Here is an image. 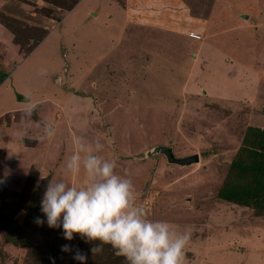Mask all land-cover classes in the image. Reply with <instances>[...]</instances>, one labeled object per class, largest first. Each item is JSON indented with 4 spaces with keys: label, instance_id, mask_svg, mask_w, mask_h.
I'll use <instances>...</instances> for the list:
<instances>
[{
    "label": "rangeland",
    "instance_id": "rangeland-1",
    "mask_svg": "<svg viewBox=\"0 0 264 264\" xmlns=\"http://www.w3.org/2000/svg\"><path fill=\"white\" fill-rule=\"evenodd\" d=\"M238 2L250 20L239 17L247 28L231 37L245 39L180 31V16L198 27L217 0H0V220L18 221L29 241L10 243L0 227V264H79L76 249L86 264H126L110 245L92 254L99 241L64 239L40 208L51 178L86 183L65 165L77 143L96 140L149 219L190 231L184 264H264V210L219 196L239 151L264 129V0ZM146 4L163 6L154 25L164 36L126 30L127 14ZM28 103L35 108L22 124ZM158 145L200 162L143 157ZM66 244L72 252L61 251Z\"/></svg>",
    "mask_w": 264,
    "mask_h": 264
},
{
    "label": "clouds",
    "instance_id": "clouds-1",
    "mask_svg": "<svg viewBox=\"0 0 264 264\" xmlns=\"http://www.w3.org/2000/svg\"><path fill=\"white\" fill-rule=\"evenodd\" d=\"M190 37L200 38L197 35ZM34 108V104L25 105L22 124L27 123ZM17 135L23 136V132ZM103 147L98 140L89 144L77 143L67 160L68 173L79 176L83 172L86 176L83 186H71L63 179L48 181L40 205L47 226L62 227L64 239L68 241L73 240L74 235L88 243L99 241L91 248L92 254L101 252L104 245H110L126 264H184V249L190 241V231L178 233L166 221L149 219L145 209L135 202L131 179L116 174L115 161L99 154ZM40 179L47 177L41 174ZM36 187L39 188V183ZM34 222L42 226L45 220L36 217ZM61 251L72 252V249L66 244ZM73 259L86 264L88 257L76 249Z\"/></svg>",
    "mask_w": 264,
    "mask_h": 264
},
{
    "label": "trees",
    "instance_id": "trees-1",
    "mask_svg": "<svg viewBox=\"0 0 264 264\" xmlns=\"http://www.w3.org/2000/svg\"><path fill=\"white\" fill-rule=\"evenodd\" d=\"M230 168L229 176L219 196L236 204L253 207L257 211L264 210V129H261L259 134L254 133L250 147H242ZM25 210L33 214L35 207ZM7 222L4 218L0 220L5 239L18 246H28L29 241L16 233L21 228L18 221L11 223L13 225H7ZM107 256L110 258L111 255ZM44 260L46 261V258ZM107 260L104 255L102 262ZM108 262L119 264L112 259Z\"/></svg>",
    "mask_w": 264,
    "mask_h": 264
},
{
    "label": "crops",
    "instance_id": "crops-1",
    "mask_svg": "<svg viewBox=\"0 0 264 264\" xmlns=\"http://www.w3.org/2000/svg\"><path fill=\"white\" fill-rule=\"evenodd\" d=\"M239 0H217V4L215 3L212 7V11L210 16H208L206 19L203 20L202 25H198V27H195L192 22H196L190 18H188L187 15L180 18V31L182 33H186L190 37V32H196V34L200 35L201 39H245L240 36L231 37V34H234L236 31H241L242 28L238 29L239 27H243L245 24H247L249 21H243L240 20L239 17H237V13L241 14V6L238 2ZM163 6H157L155 4L149 5L146 4V7L143 6L140 7L141 10H138L137 14L133 16V19H130L129 15L127 14L129 11L124 9V12L127 14V23L128 26L126 30H128V27H135L136 28V35L141 36L142 34H147L149 37H159L161 35L164 36L163 32H166L164 30L158 29L157 25H154L155 19H161V17H157V11L162 8ZM152 10V12L150 11ZM153 10L154 13H153ZM255 12L254 9H250ZM160 12V11H159ZM153 14V15H152ZM172 13H164V17L167 16L165 19L169 20L168 15ZM251 16V15H250ZM164 17L162 19H164ZM173 18V17H171ZM250 20V19H249ZM176 21V19H175ZM160 22V21H159ZM156 24V23H155ZM228 27V28H227ZM246 29L245 27H243ZM182 29V30H181ZM160 32V33H158ZM177 33V30L171 31L169 34H175ZM195 34V33H194ZM236 35V33H235ZM148 37V38H149ZM193 39V38H192Z\"/></svg>",
    "mask_w": 264,
    "mask_h": 264
},
{
    "label": "water",
    "instance_id": "water-1",
    "mask_svg": "<svg viewBox=\"0 0 264 264\" xmlns=\"http://www.w3.org/2000/svg\"><path fill=\"white\" fill-rule=\"evenodd\" d=\"M237 17H240L244 20L249 19V15L247 14H239L237 13ZM263 121H264V109L261 112ZM171 145V144H170ZM153 156H163L166 158L169 164H175L180 166H190L194 164H198L200 162L199 154H194L188 157L179 158L175 155L174 146H165V145H158L148 152H146L143 157H153Z\"/></svg>",
    "mask_w": 264,
    "mask_h": 264
}]
</instances>
